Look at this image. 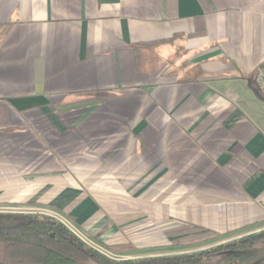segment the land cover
<instances>
[{"label":"crops","instance_id":"1","mask_svg":"<svg viewBox=\"0 0 264 264\" xmlns=\"http://www.w3.org/2000/svg\"><path fill=\"white\" fill-rule=\"evenodd\" d=\"M262 63L264 0H0V211L128 258L264 231Z\"/></svg>","mask_w":264,"mask_h":264},{"label":"trees","instance_id":"2","mask_svg":"<svg viewBox=\"0 0 264 264\" xmlns=\"http://www.w3.org/2000/svg\"><path fill=\"white\" fill-rule=\"evenodd\" d=\"M168 234L176 248L217 236L192 224ZM108 249L126 252L134 247L110 245ZM0 264H264V231L193 253L115 259L88 245L53 216L0 211Z\"/></svg>","mask_w":264,"mask_h":264},{"label":"built area","instance_id":"3","mask_svg":"<svg viewBox=\"0 0 264 264\" xmlns=\"http://www.w3.org/2000/svg\"><path fill=\"white\" fill-rule=\"evenodd\" d=\"M254 85L255 87H257L262 93H264V63H262L260 66H258L255 70V75H254ZM58 219V218H57ZM60 221H62L64 224L67 225L66 222H64L63 220L59 219ZM68 226V225H67ZM69 227V226H68ZM70 228V227H69ZM71 229V228H70ZM72 230V229H71ZM73 231V230H72ZM74 232V231H73ZM75 233V232H74ZM77 236H79L77 233H75ZM80 237V236H79ZM81 238V237H80ZM82 239V238H81ZM83 240V239H82ZM85 241V240H83ZM86 242V241H85ZM87 243V242H86ZM88 244V243H87ZM92 247H94L95 249H97L98 251H100L101 253L109 256L107 253V249L97 246L95 244H88Z\"/></svg>","mask_w":264,"mask_h":264},{"label":"rangeland","instance_id":"4","mask_svg":"<svg viewBox=\"0 0 264 264\" xmlns=\"http://www.w3.org/2000/svg\"><path fill=\"white\" fill-rule=\"evenodd\" d=\"M201 243V242H200ZM196 244V243H195ZM225 243H214L213 245L211 244H201V245H193L192 247H184L182 249H179V250H176L175 251V254H183V253H193V252H198V251H203V250H207V249H210V248H213V247H217L219 245H223ZM108 251V255L111 257V258H115V259H124V258H128V257H123V256H120L118 254H115L113 253L112 251ZM175 254H166V255H175ZM140 258V257H139Z\"/></svg>","mask_w":264,"mask_h":264},{"label":"water","instance_id":"5","mask_svg":"<svg viewBox=\"0 0 264 264\" xmlns=\"http://www.w3.org/2000/svg\"><path fill=\"white\" fill-rule=\"evenodd\" d=\"M252 91L260 100L264 101V93H262L257 87H252Z\"/></svg>","mask_w":264,"mask_h":264}]
</instances>
